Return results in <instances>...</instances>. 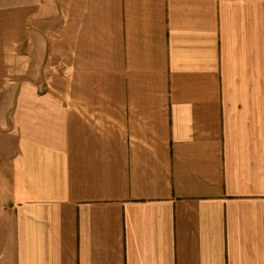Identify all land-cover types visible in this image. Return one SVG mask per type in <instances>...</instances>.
Returning a JSON list of instances; mask_svg holds the SVG:
<instances>
[{
  "label": "crops",
  "instance_id": "0c3cea01",
  "mask_svg": "<svg viewBox=\"0 0 264 264\" xmlns=\"http://www.w3.org/2000/svg\"><path fill=\"white\" fill-rule=\"evenodd\" d=\"M0 264H264V0H0Z\"/></svg>",
  "mask_w": 264,
  "mask_h": 264
},
{
  "label": "built area",
  "instance_id": "2783aa9c",
  "mask_svg": "<svg viewBox=\"0 0 264 264\" xmlns=\"http://www.w3.org/2000/svg\"><path fill=\"white\" fill-rule=\"evenodd\" d=\"M62 65H63L62 67H63L64 69H66V68H67V65H66V64H62Z\"/></svg>",
  "mask_w": 264,
  "mask_h": 264
}]
</instances>
